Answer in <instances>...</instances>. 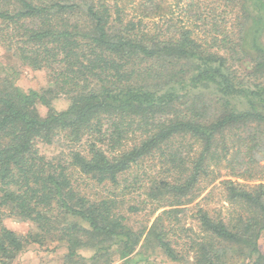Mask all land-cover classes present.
Here are the masks:
<instances>
[{
	"label": "trees",
	"instance_id": "1",
	"mask_svg": "<svg viewBox=\"0 0 264 264\" xmlns=\"http://www.w3.org/2000/svg\"><path fill=\"white\" fill-rule=\"evenodd\" d=\"M222 1L234 17L223 28L208 22L201 38L184 25L159 29L158 0H0L1 47L50 84L24 91L16 68L0 65V264L47 243L62 244L70 263L92 251L91 261L111 264L110 251L126 259L139 248L174 263L264 264L263 183L223 181L227 201L247 213L225 221L196 205L189 217L199 233L177 209L215 181L222 162L243 177L228 141L264 169V0ZM243 61L250 70L239 71ZM60 96L68 105L58 111ZM60 141L59 155L41 152ZM156 163L158 175L133 183L140 200L128 204L124 177ZM160 209L149 227L129 225V215ZM8 218L33 230L21 236Z\"/></svg>",
	"mask_w": 264,
	"mask_h": 264
},
{
	"label": "rangeland",
	"instance_id": "2",
	"mask_svg": "<svg viewBox=\"0 0 264 264\" xmlns=\"http://www.w3.org/2000/svg\"><path fill=\"white\" fill-rule=\"evenodd\" d=\"M164 6V16L154 19L156 22V26L159 29L165 30L167 24L173 23L175 25H184L185 27L192 28L195 30V34L202 38L203 31L209 24H216L218 27H225L226 18L230 20L234 17L231 13V9L229 7L224 8V3L222 0H158ZM127 12L134 15V12L129 10L126 7ZM208 28V27H207ZM0 65L3 68H7L8 66L15 67L17 71L16 76V85L20 87L24 91L28 90H40L44 89L47 86H50L48 82V77L45 71H34L27 67H21L17 65L11 57L9 58L7 52L0 45ZM252 64L249 62H240L238 64V69L240 72H245L250 70ZM53 107L60 111L64 110L68 102L66 98L60 96L56 100L53 101ZM38 111L41 115H44L46 109L42 106L38 107ZM262 139H264V129ZM64 145L63 141L59 143H55L50 146H42L41 152L45 154L47 157L57 156L64 149L62 146ZM227 146L229 148L230 154L239 152L238 158L243 163L244 167L241 169L239 174L243 177H234L230 175V171L225 169L226 162H222L221 167L215 171L214 176L216 177L215 181L205 186L202 190L201 194L190 204H187L182 207H178L177 209L183 210L186 209L187 217L183 219L184 227L191 228L194 233H199L197 225L191 218L189 217L195 211V206L199 205V207L204 208L209 212V214L213 215L214 213L220 212L223 219L225 221L234 219L238 214H246L247 208L238 203L230 204L227 201L226 190L223 185V181L231 180L242 185L245 189H251L254 185L258 183L264 184V169L257 168L254 163L248 162L246 160V156L244 154V149L240 151V148L236 147L233 142L228 141ZM221 155L222 152L219 151ZM231 160V155L227 156V160ZM258 165L264 167V152L259 154L258 157ZM154 164V163H153ZM152 164V165H153ZM151 165V166H152ZM160 165L156 163L155 167L150 169L148 164H143L142 169L134 170L124 177L126 180L122 182V185L128 187L126 192V200L128 204H136L139 199L137 193L134 192V188L132 184H146L148 177L150 174L152 176H157ZM237 170V169H236ZM246 170V172H245ZM138 178V179H137ZM78 182L81 180L77 177ZM135 180V182H134ZM140 180V181H139ZM81 185H86L88 189L92 190L93 193L101 192L100 188H96V186L91 184L90 182L82 179ZM123 186L120 187L122 189ZM98 189V190H97ZM140 200V199H139ZM139 206V205H138ZM162 211L160 209L157 211L152 217L148 218L145 216L148 211H143V213H139L137 215H129V225L135 229H141L142 226L149 227L154 220V218ZM182 213H179L181 218ZM182 220V219H181ZM4 224L9 229L15 231L17 234L24 236L29 231L33 230V226L30 223L19 222L15 219L8 218L4 221ZM175 236H179V230L173 232ZM258 249L261 253L264 254V232L261 234L258 240ZM66 254V250L60 243H47L45 246H37V245H29L27 246L21 254L11 263V264H104L105 261H100L99 263H94L90 260L93 252L92 251H80L78 252L77 258L74 263H70L64 256ZM126 259L131 261V264H190L191 258L188 257L189 263H174L165 258L160 252L154 251L151 253H142L139 248ZM126 259H120L115 251H110V260H112L111 264H121Z\"/></svg>",
	"mask_w": 264,
	"mask_h": 264
}]
</instances>
